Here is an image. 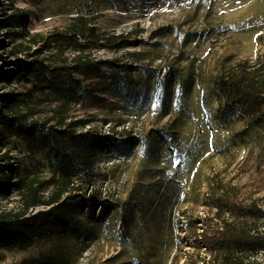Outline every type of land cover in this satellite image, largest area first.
<instances>
[{
  "label": "rangeland",
  "instance_id": "rangeland-1",
  "mask_svg": "<svg viewBox=\"0 0 264 264\" xmlns=\"http://www.w3.org/2000/svg\"><path fill=\"white\" fill-rule=\"evenodd\" d=\"M10 13H17V18L7 19ZM81 13H100L95 22L100 31L139 30L130 38L138 44L120 50L92 48L91 56L119 57L120 63L133 68L136 63L126 52L144 50L147 59L140 64L162 65L166 68L161 79L169 74L174 80L166 105L151 103L138 116L126 115L118 107L111 109L108 104L119 96L108 92L94 93L70 108V119L88 118L84 127L75 126L77 131L89 128L106 136L97 145L93 161L101 177L80 192L87 199L90 189L96 188L110 201L121 202L129 224L125 230L130 235L124 245L118 238L100 235L89 241L87 248L76 250V263L102 264L108 259L117 263L133 257L145 264H171L175 254L176 264H205L207 250L190 243L201 233V226L186 223L211 212L207 202L212 185L237 192L239 202L255 200L263 213L253 227L264 235V181L260 183L264 178V127L242 118L220 120L215 90L219 73L242 60L253 64L264 55V0H0V92H29L25 97L31 98L27 100L29 109H20L29 121L50 119L57 101H35L31 82L7 80L6 76L18 59H47V50H54L55 44L46 46L44 38L62 31L71 16ZM35 33L36 38L41 37L36 44L28 39ZM19 43L24 50L12 52ZM63 52L62 58L70 55L68 49ZM49 61L45 60L51 65ZM181 105L187 111L178 117ZM164 126L175 129L171 148L160 132ZM122 128L129 132L120 131ZM156 129L157 135L151 139ZM128 134L131 138L124 149L121 140ZM114 140L119 142L117 147L111 144ZM15 141L0 145L1 214L17 212L19 204L18 196L7 188L11 174L3 164L31 167ZM33 169L42 175L49 171L40 165ZM100 201L80 207L78 217L93 221L102 210ZM40 209L43 206H34L28 212ZM176 233L187 238L180 247L175 245ZM48 243L47 238L35 239L25 249H0V264H22ZM256 259L264 262V245Z\"/></svg>",
  "mask_w": 264,
  "mask_h": 264
},
{
  "label": "trees",
  "instance_id": "trees-1",
  "mask_svg": "<svg viewBox=\"0 0 264 264\" xmlns=\"http://www.w3.org/2000/svg\"><path fill=\"white\" fill-rule=\"evenodd\" d=\"M17 16V13H10L7 19ZM99 16L100 13L71 16L62 31H55L44 38L46 46L55 44L54 50H47V59H18L6 76L7 80L14 78L31 82V89L38 97L35 101L47 98L57 101L50 119L29 121L25 112L20 111L30 107L27 100L31 98H25L29 92H0V145L4 147L15 139L18 142L15 147L21 149L19 146H22L21 150L27 155V165L32 167L3 164L6 172L11 174L7 188L11 187L15 192L19 204L17 212L0 213V249H25L35 239L47 238L49 242L45 249L22 264H77L76 250L87 248L89 241L98 239L100 235L106 239L118 238L122 245L129 243L130 235L127 228L125 230L129 224L121 202L110 201L96 188L90 189V198L87 199L80 192L87 185L94 186L101 177L94 170L93 161L97 145L106 136L89 128L77 131L75 126L84 127L88 118L70 119V108L83 103L94 93L108 92L119 96L108 104L111 109L118 107L126 115L138 116L151 103L166 105L173 78L168 74L164 80L161 79L160 74L166 68L162 65L152 68L140 64L147 59L144 50L126 52L136 63L133 68L120 63L119 57L100 59L91 56L92 48L120 50L138 44L130 38L139 30L117 34L100 31L95 23ZM36 36L38 34H31L28 39L34 44L39 43L41 37ZM19 47H22L20 43L14 45L12 52L24 50ZM65 49L70 55L62 58ZM45 60H51V65ZM215 90L220 120L242 118L250 125L261 124L264 127V55L253 64L242 60L219 73ZM179 109L178 117L184 116L187 107L181 105ZM49 121L51 123L47 124ZM162 130L160 132L170 140L167 141L171 148L176 139L175 129L164 126ZM120 131L129 132L125 128ZM153 132L155 135L151 139L158 131ZM130 138L128 134L121 140L120 145L124 149ZM112 142L116 147L119 145L116 140ZM39 165L47 167L48 174L42 175L33 169ZM263 181L261 177L260 183ZM221 187L212 185L210 188L207 203L211 212L202 219L187 221L186 225L191 227L201 226V233L193 237L191 245L207 250L208 264H264L256 259L264 245V235L253 227L263 210L255 200L247 204L239 202L237 192L228 193ZM0 188H3L1 181ZM98 199H101L98 204L100 210L102 208L100 214L93 221H85L90 217L82 221L77 214L79 208H88ZM34 206H43V209L29 213ZM94 226L101 229H94ZM176 227L180 229V226ZM186 240L175 234L177 247ZM175 257L174 254L171 264H176ZM109 261L102 264H145L133 257L117 263Z\"/></svg>",
  "mask_w": 264,
  "mask_h": 264
}]
</instances>
